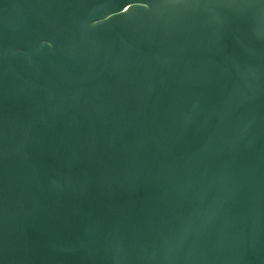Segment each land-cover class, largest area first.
<instances>
[{
  "label": "water",
  "instance_id": "obj_1",
  "mask_svg": "<svg viewBox=\"0 0 264 264\" xmlns=\"http://www.w3.org/2000/svg\"><path fill=\"white\" fill-rule=\"evenodd\" d=\"M0 264H264V0H0Z\"/></svg>",
  "mask_w": 264,
  "mask_h": 264
}]
</instances>
